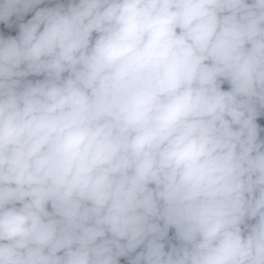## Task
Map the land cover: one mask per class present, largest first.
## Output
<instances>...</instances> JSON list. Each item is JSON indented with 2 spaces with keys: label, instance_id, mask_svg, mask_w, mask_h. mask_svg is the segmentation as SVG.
<instances>
[{
  "label": "trees",
  "instance_id": "1",
  "mask_svg": "<svg viewBox=\"0 0 264 264\" xmlns=\"http://www.w3.org/2000/svg\"><path fill=\"white\" fill-rule=\"evenodd\" d=\"M0 264H264V0H0Z\"/></svg>",
  "mask_w": 264,
  "mask_h": 264
},
{
  "label": "clouds",
  "instance_id": "2",
  "mask_svg": "<svg viewBox=\"0 0 264 264\" xmlns=\"http://www.w3.org/2000/svg\"><path fill=\"white\" fill-rule=\"evenodd\" d=\"M110 1H112V0H110ZM229 38L232 39L237 44V41L234 37H229ZM9 53L18 55L20 53V50H16L15 48H11L9 50ZM74 121H76L80 124H83V125H89L87 118H82L80 120L76 119ZM84 129H87V128H81L79 126H76L73 128H68L69 133L72 131H80V130H84ZM194 134H195V132L193 131V136H194ZM67 162H70V161L65 160V163L63 164L64 168H66V169L68 166ZM250 192H248L246 194V196L249 195ZM262 199H263V196H262ZM44 219L48 221V216H45ZM28 233H29V236H32L35 234V232L32 228L28 229ZM133 235L134 234L129 233L128 231H125V230H118V231L117 230L116 231L111 230L110 238L106 244V251L112 255H122V254H125V251H124L125 248H136V247L147 246L146 244L142 243L141 241L136 240Z\"/></svg>",
  "mask_w": 264,
  "mask_h": 264
}]
</instances>
